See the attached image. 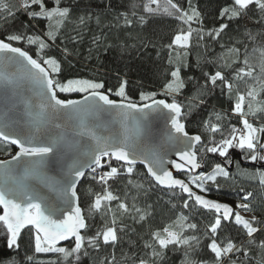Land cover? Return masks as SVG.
<instances>
[{"label":"snow or ice","instance_id":"obj_1","mask_svg":"<svg viewBox=\"0 0 264 264\" xmlns=\"http://www.w3.org/2000/svg\"><path fill=\"white\" fill-rule=\"evenodd\" d=\"M22 6L32 9L31 18L46 20L48 30L45 33L47 40L23 33L7 34L0 39V83L5 87L0 106V141L18 149L11 160H0V224L9 234L8 246L18 247L20 234L27 228L30 232L35 231V252L59 254L63 258L61 264H70L72 260L79 264L81 255L88 254V248H115L119 242L118 212L140 222L147 220L149 213L135 202L129 205L126 198L122 199L112 190L110 181L124 174L131 177L136 166L141 165L156 186L173 193L179 189L181 194H186L183 208L191 206L211 214L204 231V237L209 241L206 248L211 255V264H236L232 259L235 254L248 256L245 244L255 245L264 252V239L257 242L256 237L258 232L264 236V221L241 214L253 211L252 193L244 194L242 202L235 208L198 194L210 191L209 183L219 188L218 177L228 179L230 173L222 163H215L211 165L210 173L200 174L198 170L203 164L196 150L200 145L202 152L223 157L228 164L232 163L229 155L232 149L246 153V158L252 162L264 161V123L261 122L264 120V99L261 98V93H264V45L254 47L251 52L245 47L243 53L240 48H230L228 52L235 58L231 64L225 61L224 66L239 67L228 76L219 70L205 74L206 86L219 88L230 98L235 91L232 112L240 125L224 129L220 123L208 124L211 135L205 143L201 135L189 134L182 120L187 113L184 105L175 99L185 86L179 66L171 72L173 79L165 86V93L173 97L171 102L157 99L155 92H149L140 95L141 103H134L125 91L127 81H123L114 93L112 89L101 91L105 88L102 82L89 79L62 81L59 79L61 61L45 50L55 45L61 30L70 20L71 9L62 7L61 0H54L51 8L46 5V0H23ZM252 6L264 13V0H232V6L224 7L220 17L228 21L238 20L252 10ZM0 9L11 13L3 0H0ZM189 9L185 10L174 0H164L162 8L160 0H147L144 5L149 14L162 11L187 25L186 29L182 27L173 36L167 46L176 53L177 59L192 47L194 31L198 41L205 35L219 39L229 27L228 23H222L217 29L205 32L202 14L191 6L190 0ZM84 22L81 17L80 23ZM141 22H144L143 17ZM125 23L131 26L132 21L125 17ZM193 23L200 27L193 29ZM248 35L255 42L256 36ZM25 43L36 46L35 57L25 48L15 46ZM62 51L65 59L71 55L67 48ZM169 63H172L171 56ZM9 68L16 69V72H8ZM247 80L254 83L242 92L240 82L247 83ZM25 85L32 86L35 99H23L22 91H27ZM72 94H81L82 98H71ZM112 95L119 97V101L112 99ZM199 102L203 104L205 101L201 99ZM104 115L119 123L123 131H113L106 126L101 120ZM155 118L168 124L167 146L174 150L178 161L166 159V153L162 154L165 145L151 141L148 126ZM222 119L224 117L220 114L216 115L217 121ZM53 128L59 130L55 135L52 134ZM56 165L61 168L59 179L48 175L50 167ZM173 168L187 179L175 176ZM88 170L94 174L91 179L103 187L102 193L94 194L88 215L99 213L101 217H108L103 229L92 235L88 234L90 225L80 206L77 191V185ZM259 177L260 183L264 184V172H260ZM135 187L143 186L136 184ZM43 189H47V193ZM229 223L239 226V231L247 237L246 241H235L225 235L224 229ZM197 230V224L189 222V217L180 213L174 221L153 231L151 242H146L145 247L151 250L153 260L162 258L169 250L180 248L186 250L187 257L189 250L200 245L201 238L185 233ZM62 241L70 243L57 246ZM139 264H148V261L140 259ZM186 264L193 262L188 259Z\"/></svg>","mask_w":264,"mask_h":264},{"label":"trees","instance_id":"obj_2","mask_svg":"<svg viewBox=\"0 0 264 264\" xmlns=\"http://www.w3.org/2000/svg\"><path fill=\"white\" fill-rule=\"evenodd\" d=\"M185 10H189V0H174ZM8 4L11 13L0 9V39L7 34L23 33L26 35L42 36L47 40L45 33L48 30V22L44 19L30 17L32 9H25L23 0H3ZM147 0H61L62 7H69L72 15L57 37L55 45L46 49L48 55L55 56L61 61V73L59 79H89L102 82L105 88L112 89L113 93L123 81H127L126 94L134 103L140 102L142 93L155 92L157 99H167L172 96L165 93L166 84L172 81L171 72L177 66L180 67V75L184 82V88L175 99L184 105L187 115L182 118L186 130L192 135H201L207 143L211 133L207 129L208 124L220 123L224 129L230 125H236L238 117L232 112L235 103V91L230 98L222 94L219 88L206 86V75L219 70L226 76L239 65L226 68L224 62L235 58L228 50L236 47H247L251 52L254 47L264 45V13L252 6V10L238 20L228 21L221 19L220 12L224 7H231L232 0H190L191 6L197 8L203 19L205 32L217 29L220 24L228 23L229 27L221 33L219 39L207 35L203 40H197L196 32H193L192 47L186 55L180 59L176 53L167 46L173 36L183 27L180 21L168 16L162 11L149 14L144 10ZM164 0H160L161 8ZM46 5L51 8L54 0H46ZM156 7V5H152ZM38 10V9H37ZM83 17L85 22L80 23ZM125 17L132 21L131 26L125 23ZM141 17L144 22H141ZM197 23L192 24L193 29L199 28ZM248 33L256 36L255 42L250 40ZM34 57L36 46L20 44ZM67 48L71 55L65 59L63 49ZM183 52L184 50H177ZM171 56L172 63H169ZM254 82H240V90L247 91V87ZM64 97V94H60ZM81 94H72L71 98H78ZM119 101V97L111 96ZM264 99V93H261ZM204 100L201 104L199 101ZM220 114L224 119L216 120ZM252 120V117H249ZM264 123V120L261 121ZM217 139L219 135L217 134ZM17 150L11 145L0 141V159L8 160L16 154ZM197 153L201 161L205 162L207 174L212 170L211 165L222 163L230 173L228 179L218 177L219 188L211 183L207 193H199L206 198L226 203L233 208L242 202L241 197L246 193H252L251 204L253 211L246 212L251 217L264 221V184L260 183L259 173L264 172V161L252 162L246 158L247 154L238 149L230 150L232 163L225 162V158L215 154L201 151L197 147ZM115 163V162H113ZM103 171V169H100ZM94 175L91 171L85 175L78 187L80 206L85 211L90 228L88 234L92 235L102 230L108 217H101L99 213L88 215V210L94 200L95 193H102L103 187L91 179ZM183 179H187L184 175ZM131 181V183H129ZM112 190L131 205L133 202L138 207L146 209L149 213L147 220L140 222L126 214L120 216L116 227L118 229L119 242L111 246H101L99 250L88 248L87 255H81L79 264H139L140 259L148 261V264H186L190 259L193 264H211V255L206 245L209 241L204 237L206 225L211 219V214L199 208H183L186 194L179 190L175 193L166 191L150 179L146 171L136 167L131 177L126 174L119 176L115 181H110ZM140 184L142 188H136ZM196 190V189H194ZM198 191V190H196ZM191 203V202H190ZM115 207V202H113ZM183 213L189 217V222L196 223L198 230L195 233L186 232L185 235L195 234L201 238L200 245L188 251L183 248L175 251H167L162 258L153 260L151 250L145 247L146 242H151V233L161 229L174 221ZM2 214V212H0ZM135 215V214H133ZM227 236L235 241H246L247 237L239 231V226L231 223L224 229ZM256 237L264 239L261 233ZM9 234L6 228L0 224V264H61L63 258L56 253L35 252V231L24 230L17 241L18 247L8 246ZM68 245V244H67ZM63 245V246H67ZM248 256L240 253L232 259L236 264H264V252L255 245H244ZM70 264H76L74 260Z\"/></svg>","mask_w":264,"mask_h":264},{"label":"water","instance_id":"obj_3","mask_svg":"<svg viewBox=\"0 0 264 264\" xmlns=\"http://www.w3.org/2000/svg\"><path fill=\"white\" fill-rule=\"evenodd\" d=\"M0 70H2V68H0ZM8 72L15 73L16 72V69L9 68L8 69ZM25 87H26L27 91H22V97H23V99H35V94H34V91L32 90V86L31 85H25ZM4 92H5V87H4V85L2 83H0V106H2V100H3ZM81 98H82V95L80 97L74 98V99H81ZM101 120L105 123L106 126H108L109 128H111L113 131H117V132H122L123 131L121 125L119 123L115 122L112 118L104 115V116L101 117ZM58 131H59L58 129L53 128L52 129V134L55 135ZM148 132H149V137H150L151 141L154 144H156V145H158V144H164L165 145V148H164L162 154L166 153V159H175V160L178 161V157H176L174 155V150L170 149L167 146L166 137H167V132H168V124H166V122L163 119H158V118L151 119V121L149 123V126H148ZM1 142L5 143V144H8L5 141H1ZM8 145H10V144H8ZM11 146L14 147L18 151V149H17L16 146H14V145H11ZM198 146L199 145L196 146V150H197V147ZM8 160H11V158L8 159ZM201 162L203 164V167L200 170H198V171L200 172V174H205L206 171H207V168L205 166V162L204 161H201ZM136 167L143 168L141 165H137ZM171 170L173 171V174L175 176H177L178 178H182L181 176L183 174H181L180 172H177L174 168L171 169ZM89 172H90V170L86 171L85 175L88 174ZM61 174H62L61 173V168H60L59 165H56L54 168H51L50 167V169L48 170V175L53 176V177H55L57 179H59V177H60ZM82 181H83V178L80 180L79 184L77 185V190H78V187H79V185L81 184ZM33 183H35V182H33ZM159 188H161V187H159ZM161 189H163V188H161ZM163 190H166V189H163ZM177 190H179V189H177ZM43 191L45 193H47V189H43ZM166 191H169V190H166ZM26 229H24V230H26ZM24 230H22V232ZM69 243H70V241H62L57 246H63V245H67Z\"/></svg>","mask_w":264,"mask_h":264},{"label":"rangeland","instance_id":"obj_4","mask_svg":"<svg viewBox=\"0 0 264 264\" xmlns=\"http://www.w3.org/2000/svg\"><path fill=\"white\" fill-rule=\"evenodd\" d=\"M212 170H210L208 173H210ZM207 173V174H208ZM242 215H244L246 218H252L249 214L242 212Z\"/></svg>","mask_w":264,"mask_h":264},{"label":"built area","instance_id":"obj_5","mask_svg":"<svg viewBox=\"0 0 264 264\" xmlns=\"http://www.w3.org/2000/svg\"><path fill=\"white\" fill-rule=\"evenodd\" d=\"M98 171H102V170L99 169Z\"/></svg>","mask_w":264,"mask_h":264}]
</instances>
